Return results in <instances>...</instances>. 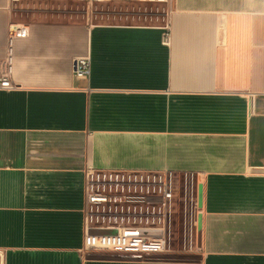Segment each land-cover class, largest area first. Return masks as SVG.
<instances>
[{
    "label": "crops",
    "instance_id": "crops-1",
    "mask_svg": "<svg viewBox=\"0 0 264 264\" xmlns=\"http://www.w3.org/2000/svg\"><path fill=\"white\" fill-rule=\"evenodd\" d=\"M8 69L1 264H264V0H0ZM90 169L191 176L183 250L86 252Z\"/></svg>",
    "mask_w": 264,
    "mask_h": 264
},
{
    "label": "built area",
    "instance_id": "built-area-1",
    "mask_svg": "<svg viewBox=\"0 0 264 264\" xmlns=\"http://www.w3.org/2000/svg\"><path fill=\"white\" fill-rule=\"evenodd\" d=\"M79 1L92 5L112 0ZM29 34V28L20 27L11 32L10 39ZM170 40L167 28L163 42L168 45ZM73 69L77 80H89L91 57H78ZM0 88H15L10 69L1 76ZM85 178L83 214L86 252L148 258L170 251L176 206L175 184L184 180L187 190L189 187L191 190V176L177 179L170 172L95 173L90 169L85 172ZM92 231H105L107 234L95 235Z\"/></svg>",
    "mask_w": 264,
    "mask_h": 264
},
{
    "label": "rangeland",
    "instance_id": "rangeland-1",
    "mask_svg": "<svg viewBox=\"0 0 264 264\" xmlns=\"http://www.w3.org/2000/svg\"><path fill=\"white\" fill-rule=\"evenodd\" d=\"M95 10H99L101 11V8L99 6H95L94 7ZM188 192V194H187ZM190 196V187L189 190H187L186 185L184 180H182L180 183H176L175 184V197H176V205H177V201L180 202V200L182 198H185L186 196ZM183 211V210H181ZM179 210L178 207V212L176 215V221H177V226L175 227L174 230V235H173V239H172V245H173V249L174 250H183V245L185 243V239H186V234L187 232H189L191 224L189 223V218L187 220V226H186V218L185 216L182 214ZM181 212V213H180ZM96 233L95 231H92V234ZM195 239H196V231H195ZM1 264V262H0Z\"/></svg>",
    "mask_w": 264,
    "mask_h": 264
},
{
    "label": "water",
    "instance_id": "water-1",
    "mask_svg": "<svg viewBox=\"0 0 264 264\" xmlns=\"http://www.w3.org/2000/svg\"><path fill=\"white\" fill-rule=\"evenodd\" d=\"M96 233H93V234H95V235H105V234H107V232H105V231H95Z\"/></svg>",
    "mask_w": 264,
    "mask_h": 264
}]
</instances>
